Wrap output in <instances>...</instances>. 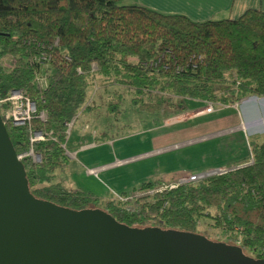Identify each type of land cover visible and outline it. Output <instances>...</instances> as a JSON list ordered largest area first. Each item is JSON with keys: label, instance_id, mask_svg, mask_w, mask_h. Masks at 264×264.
<instances>
[{"label": "trees", "instance_id": "16d2710c", "mask_svg": "<svg viewBox=\"0 0 264 264\" xmlns=\"http://www.w3.org/2000/svg\"><path fill=\"white\" fill-rule=\"evenodd\" d=\"M120 2L0 0V101L22 90L36 106L29 126H12L4 102L0 114L17 155L29 150L32 132L43 137L32 144L40 161L21 160L31 194L76 210L100 204L129 227L196 233L207 219L227 244L264 259V136L249 143L242 163L161 189L144 182L136 189L144 194L122 201L54 182L83 107L117 117L126 94L150 113L175 111L187 99L231 106L264 97L263 11L196 21Z\"/></svg>", "mask_w": 264, "mask_h": 264}, {"label": "water", "instance_id": "95a60500", "mask_svg": "<svg viewBox=\"0 0 264 264\" xmlns=\"http://www.w3.org/2000/svg\"><path fill=\"white\" fill-rule=\"evenodd\" d=\"M0 264H264L195 232L129 227L33 196L0 114Z\"/></svg>", "mask_w": 264, "mask_h": 264}, {"label": "rangeland", "instance_id": "374dc122", "mask_svg": "<svg viewBox=\"0 0 264 264\" xmlns=\"http://www.w3.org/2000/svg\"><path fill=\"white\" fill-rule=\"evenodd\" d=\"M120 3L135 5L137 1L133 3L131 0H122ZM130 98L131 96L126 94L121 104V114L117 117L105 114L103 108L99 109L101 113L94 114L85 112L83 107L78 119L69 125V130L73 128L72 141L76 139L81 142L86 141L80 137L86 135L81 132V126L83 128L85 126L86 129L89 126L87 129L89 135L93 130L103 134V139L98 138L96 142L100 144L103 143L101 141H105L112 156L104 152L99 155L90 154L87 158L85 154L84 158L88 159L86 161L88 164L92 166L95 163L106 164L108 161L115 162L126 157L120 166L111 168L110 174H113L111 179L100 175L101 185L107 188L103 197L106 199L111 196L107 195L110 194L108 192L111 189L120 192L119 185H127L135 180L139 182L138 185L133 186L134 191L129 189L128 192L120 194L137 197L144 194L136 191L142 182H159L161 184L157 189H161L175 183L187 182L186 180L193 176L217 168L242 163L248 159L249 143L252 144L256 139L261 140L264 136V122L258 125L256 136L249 134L247 126L252 117L263 113L264 108L257 100L236 103L238 112L236 117L235 105H212L209 102L211 109L207 113L201 111L200 114H196V111L204 109L206 104L187 99L182 107H177L175 111L164 109L150 113L136 110ZM189 113L195 114L187 116ZM69 139L70 135L67 140ZM92 139L89 138L90 141ZM59 171H56L54 182L61 179L68 180L69 177L74 179L79 187L89 185L94 192L100 191L93 180L83 177L68 166ZM101 185L99 186L103 190ZM112 199L122 201L117 196ZM92 208L100 209L102 205L97 204ZM206 222L209 221L201 220L196 233L211 241L230 243L219 229L211 228ZM244 253L253 257L248 251Z\"/></svg>", "mask_w": 264, "mask_h": 264}, {"label": "crops", "instance_id": "0c3cea01", "mask_svg": "<svg viewBox=\"0 0 264 264\" xmlns=\"http://www.w3.org/2000/svg\"><path fill=\"white\" fill-rule=\"evenodd\" d=\"M131 1L133 3L134 2L136 3L137 1L136 3L137 5L145 6L162 13L182 14L196 21L219 20L223 18H236L240 16L247 9H258L264 12V0H131ZM251 100H257L258 102H261V105L264 108V97L249 96L239 102H250ZM194 101L201 102L198 100H194ZM206 107L208 106L206 105ZM206 107L204 109L197 110L196 114L197 113L200 114L201 111H203V113H207L206 112L207 110H205ZM234 108H235L234 112L237 117L238 112L236 109V105L234 106ZM193 114L195 113H189L187 114V116ZM263 122H264V110L262 115L252 117L250 123H247V126L249 127L248 131L250 132L248 133L253 136L257 134L255 131L257 130L258 125L262 124ZM72 129L69 131L70 139L69 141L67 140V144H66V155L68 157V162L66 166L70 167L74 171H77L78 174H81L83 177L89 180H93L95 184L99 187L100 191L94 192L93 188H91V186L89 185H86L85 187L84 186L79 187L80 185H78L74 179H71L69 177L68 180L61 179V180H56L55 182L66 187V189L73 191H81V192L89 193L92 196L98 197L100 199H106L103 197L105 195L104 191L107 190V188H105L103 184L101 185L100 183L101 180L99 179L100 175H104L109 179H111V177H113V174H110V171L112 170L111 168L113 166H114L113 168L120 166L123 163V159H126V157L120 158L115 162L108 161L106 162V164L95 163L93 166L92 164H88L86 162L88 159L86 160V158H84L85 154L87 155L88 158L90 154L99 155L104 152H106L111 157L112 153L111 151L108 152V149L106 147L107 144L105 143V141H101L103 143L100 144H97L96 142L98 138L101 139L103 137L102 132L96 133V130H93V132H91V134L89 135V130H87L85 126L84 128L83 126H81V132L86 134L85 136L83 135L80 136L82 139L83 138L86 139L85 142H81V141H77V139L74 141L71 140ZM244 135L246 136V133H244ZM89 138H93V139L90 141ZM103 148L105 149L103 150ZM59 172H61V170ZM138 182L139 180H135L127 185L124 184L119 185L118 187L120 188V192L119 190L114 191L113 189H111L108 192L110 194L107 195H111L110 196L111 198L114 196H122V195L124 196L126 194H120V193H125L126 191L128 192L129 189H131V191H134L135 188H133V186L138 185ZM147 182H151V181H147ZM98 184L103 187V190ZM263 255H264V251H263Z\"/></svg>", "mask_w": 264, "mask_h": 264}, {"label": "built area", "instance_id": "2783aa9c", "mask_svg": "<svg viewBox=\"0 0 264 264\" xmlns=\"http://www.w3.org/2000/svg\"><path fill=\"white\" fill-rule=\"evenodd\" d=\"M3 102L8 104V106H9L8 107V117L10 119L12 126H14V127L15 126H29V124L31 122V118H32L33 114H35V112H36V106H35L34 101H32L28 96H26V94L22 90H14V91L10 92L9 96L5 100L0 101V105ZM210 108H211L210 105H208V107H206V109H205V110H207L206 112H208V110H210ZM38 116H39V118H41V120H43L45 118V114L43 112H40ZM73 121H74V118L72 119V121L70 122L69 125H71L73 123ZM69 131L67 132L68 134H69ZM31 134H32L30 137L31 145L29 146V150L25 154L18 155V157H19V159L22 160L23 157L28 156L34 162H38V161H40V157L33 152L32 144L34 142L42 140L43 137L38 132H32ZM221 171H224V169L221 168V169H216L213 171H208L206 173L193 176V177L187 179L186 181L196 180V179L202 178L204 176L215 174V173H218ZM117 197L119 199H122L120 196H117Z\"/></svg>", "mask_w": 264, "mask_h": 264}]
</instances>
